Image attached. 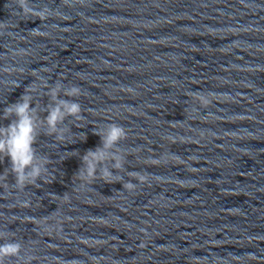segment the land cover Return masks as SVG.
<instances>
[{
	"label": "water",
	"instance_id": "1",
	"mask_svg": "<svg viewBox=\"0 0 264 264\" xmlns=\"http://www.w3.org/2000/svg\"><path fill=\"white\" fill-rule=\"evenodd\" d=\"M29 3L52 14L0 0V114L42 78L81 89L60 98L82 120L64 121L62 141L39 136L45 181L0 186V232L31 264H264V0ZM108 123L128 132L124 168L112 170L122 179L80 187L79 157Z\"/></svg>",
	"mask_w": 264,
	"mask_h": 264
},
{
	"label": "clouds",
	"instance_id": "2",
	"mask_svg": "<svg viewBox=\"0 0 264 264\" xmlns=\"http://www.w3.org/2000/svg\"><path fill=\"white\" fill-rule=\"evenodd\" d=\"M14 4L21 10L23 16L36 17L45 21L50 17L52 11L43 7L37 10L29 0H13ZM41 84L34 87H25L23 94L14 103L7 104L0 114V120H8L7 125L0 124V160L7 158L9 167L0 173V186L24 191L29 185H36L38 180L45 181L50 175L47 166L50 159L38 153L35 145L41 134L53 136L56 140H64V121L71 117L75 121L82 120L81 105L73 99L82 93L78 86L64 87L57 81L54 85L48 84L42 79ZM41 88H48L46 92ZM33 93L37 97L47 96L49 102L41 105L38 100L34 102ZM192 101L201 105H209L212 100L208 95L193 93ZM40 113H46L41 116ZM94 134L100 137V145L95 149L87 150L79 157L81 166L74 175L81 183L80 187L92 185L96 180L106 184L121 181L119 175H114L112 170L122 171L129 153L124 152L118 145L127 139V130L119 124L108 123L104 128L94 130ZM14 178L10 186L7 183L9 175ZM128 176L139 184L148 181L146 174L139 172H128ZM124 190L134 191L137 185L132 182L122 184ZM66 193V192H65ZM64 193V194H65ZM63 194V195H64ZM54 195V194H51ZM22 207H29V201L19 202ZM8 232H0V264H6L13 258L18 264H31L35 256L25 252L21 255L22 245L10 239Z\"/></svg>",
	"mask_w": 264,
	"mask_h": 264
}]
</instances>
